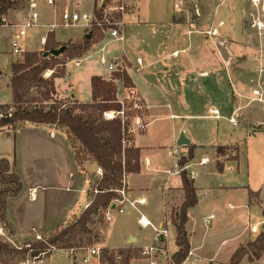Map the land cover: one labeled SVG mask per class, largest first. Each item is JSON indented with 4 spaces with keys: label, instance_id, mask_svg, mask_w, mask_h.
Listing matches in <instances>:
<instances>
[{
    "label": "crops",
    "instance_id": "0c3cea01",
    "mask_svg": "<svg viewBox=\"0 0 264 264\" xmlns=\"http://www.w3.org/2000/svg\"><path fill=\"white\" fill-rule=\"evenodd\" d=\"M10 1L12 8L4 16L7 24L0 25V54L4 53L1 42L5 41L6 54L12 58L5 85L9 101H1L4 104L0 106L12 107L8 85L11 65L18 57L12 55V38L17 39L22 54L42 52L49 32L62 45L80 42L90 31L82 24L62 26L61 14L67 10L90 14L94 0L90 12L80 10L84 0H54L52 15L42 14L41 22L38 13L37 26L29 28L38 31L28 34L26 29L22 37L18 31L29 17L28 0ZM186 1L125 0L134 9L123 18V41L106 36L79 58L78 66L66 61L63 77L53 81L54 100L91 102V78L112 77L101 58L106 62L118 60V71L125 72L129 82L126 86L121 80L114 81L116 92L121 86L136 89L146 106V128L134 132L130 141L131 147L139 150V171L125 175L122 182L127 201L135 205L124 204L122 213L115 210L120 207L111 205L110 220L99 232V247L142 250L154 245L152 229L138 225L142 217L156 229L166 230L163 245L169 257L178 250L176 230L171 224V216L183 202L178 162L186 159L192 149L184 170L193 180L198 203L187 212L191 257L182 264L194 259V264H213L227 248L225 260H229L238 248L255 238L249 228L256 225L259 231L263 225L264 83L239 67L245 63L242 51L247 49V39L241 34L248 36L249 29L255 30L251 26L255 21L264 27V9L261 13L253 5L257 0H247L249 25L246 23L243 32L235 33L223 30L226 23L221 19L217 22V14L207 11L205 0H199L195 10L178 13L174 5ZM76 27L80 30L74 34L61 32ZM214 29L215 36L207 35ZM258 33L262 35L264 30ZM181 136L188 141L187 146L177 145ZM174 148L178 150L175 158L169 154ZM1 159L9 162L10 171L22 184L19 195L6 201V219L18 239L25 240L32 232L52 233L91 204V184L99 179L95 174L99 167L92 161L81 165L75 161L64 130L28 122L18 124L14 130L1 129ZM202 160L207 162L200 163ZM139 200L144 204H137ZM255 210L261 219L249 226ZM208 216L214 218L206 225ZM157 260L168 264L159 256L151 261L134 259L130 264H158Z\"/></svg>",
    "mask_w": 264,
    "mask_h": 264
},
{
    "label": "trees",
    "instance_id": "16d2710c",
    "mask_svg": "<svg viewBox=\"0 0 264 264\" xmlns=\"http://www.w3.org/2000/svg\"><path fill=\"white\" fill-rule=\"evenodd\" d=\"M10 0H0V15L5 16L12 8ZM94 15L101 19L93 8ZM90 39L83 38L80 42L59 44L54 41V34L49 32L46 36L42 52L24 53L11 65V78L8 87L12 94V107L3 105L0 114V130L12 129L23 122L34 125L54 126L64 130L75 161L81 165L83 161H92L102 171V177L94 179L91 184V204L77 218L63 227L52 232L46 240L36 241L23 250L16 249L9 242L0 241V263L3 256L24 255L32 251L34 256L47 249V246L57 245L59 249L75 246L73 243L77 235L89 234V225L100 222L97 218L98 210L111 207V202L117 198L115 190L121 188L123 178L127 174L139 171V150L123 142H130L131 136L127 134V124L122 125L119 119L106 121L103 113L118 111L119 105L115 102L116 87L114 81L121 80L127 86L129 78L125 72L117 71L110 80L101 77H92L90 80L91 102L79 104L63 102L56 96L54 79L64 75L66 61L81 58L93 45L104 39L99 28L93 27L89 32ZM64 47V52L58 57L48 56L44 53ZM46 70H53L49 79L43 78ZM36 91L29 94L30 91ZM30 96L32 98H30ZM36 98V99H35ZM51 104L48 105L49 102ZM131 143V142H130ZM221 148L218 149V153ZM192 158V149L188 157L180 159L178 167L183 189V202L176 213L171 216V224L176 230L175 244L178 250L171 256L170 264H182L190 252L186 233L187 212L198 203L193 180L184 170L188 160ZM22 184L19 177L10 171L9 162L0 160V221L5 223L9 235H14L11 225L6 219V201L19 195ZM97 190L96 194H93ZM252 195V192H249ZM263 230L245 246L238 248L227 264H239L246 258L248 264H255L264 257V220ZM28 245V244H27ZM121 256L120 264H130L131 260L142 258L141 250L127 248L117 250ZM102 253L107 257L108 264H115L114 252L103 248Z\"/></svg>",
    "mask_w": 264,
    "mask_h": 264
},
{
    "label": "built area",
    "instance_id": "2783aa9c",
    "mask_svg": "<svg viewBox=\"0 0 264 264\" xmlns=\"http://www.w3.org/2000/svg\"><path fill=\"white\" fill-rule=\"evenodd\" d=\"M27 6L29 9V17L24 25L18 31V35L22 37L25 34V30L29 28H33L37 26L39 22V15L37 12L38 6L40 4H45L49 7L54 6V0H28ZM256 6L255 2L253 3ZM95 11L98 12L101 16V19H97L94 15V12L90 14H82L79 12H75L72 10H67L62 12L61 20L62 26L64 27H75L79 24H82L83 27L91 31L93 27L99 28L102 32L104 37L109 36L115 41H123V36L121 34V29L123 27V18L127 15L131 10L132 6L126 4L125 0H94ZM93 6V8H94ZM174 9L176 11H180L178 5H174ZM7 23L5 21L4 16L0 15V25L5 26ZM222 23L219 24V26ZM252 27H255L259 32H263L264 27L261 22L255 21L252 22ZM217 31L211 30L207 32L209 36H215ZM11 49L12 55L20 57L22 52L19 48L18 41L16 38H12L11 40ZM176 55V53H175ZM70 64L74 66L79 65V58L68 60ZM101 63L106 65L107 70L110 74H113L118 71L120 68V63L118 60H110L106 62L103 58H101ZM138 65H141L140 61H137ZM65 65H67L65 63ZM64 65V66H65ZM53 74V70H46L43 73V78L49 79ZM257 96L259 95L258 92H254ZM115 102L119 105L118 111H107L103 113V119L106 121H112L119 119L122 125L127 124V134L132 135L134 132L141 133L145 130L146 124L144 123V119L146 116V106L141 95L136 91V89L131 87H120L117 89L115 94ZM73 102H70L72 104ZM230 123L236 125L233 119H230ZM124 145H130V142H123ZM169 154L175 158L178 156L177 148L172 149L169 151ZM207 160H202L200 163H206ZM179 168V167H178ZM180 171V170H179ZM95 174L101 178L103 171L100 168H97ZM97 190H94L93 194H96ZM117 194V198L114 199L111 204H114L116 208L115 210L118 213L123 212L122 206L124 204H128L130 207H134L135 203H131L127 201L125 188L122 185L121 188L115 190ZM137 204H144V200H139L136 202ZM110 212L111 209L108 207L105 210H98L97 218H101L105 221L110 220ZM214 216H208L205 220V224L209 225L210 222L213 220ZM138 225L142 228H150L154 232V245L143 248L140 252V256L143 259L150 260L157 256L162 257L168 264L171 263V257L168 256L167 251L164 248L163 241L167 236V232L164 228L156 229L151 225L150 222L146 221L144 218L140 217L138 220ZM257 226H252L250 228V232L253 234L257 233ZM0 237L7 238L6 233L4 232L3 228L0 227ZM37 241H42L43 239L40 236H36ZM29 248V245L26 246ZM102 249L99 246H90V247H72L67 249H59L55 246H47V249L40 252L37 256L33 258V261L24 260L19 264H42L44 260L47 259V255L53 257L54 255L58 254L59 252H66L67 258L69 260V264H108L107 257L104 256L102 253ZM115 255V264H120L121 256L118 254L117 250H112ZM49 257V258H51ZM191 257L189 252L188 257L185 259L187 260ZM196 260L188 261L189 264H194ZM150 264H156L154 262H150Z\"/></svg>",
    "mask_w": 264,
    "mask_h": 264
},
{
    "label": "rangeland",
    "instance_id": "374dc122",
    "mask_svg": "<svg viewBox=\"0 0 264 264\" xmlns=\"http://www.w3.org/2000/svg\"><path fill=\"white\" fill-rule=\"evenodd\" d=\"M199 0H188L184 2L183 5L179 4L180 11H177L180 14L183 11H191L195 10L197 8ZM206 4V9L207 11L212 14L215 12L217 14V22L218 20H223L226 23V26L223 28L225 29H230L233 30L235 33H240L243 32L242 29L245 24L247 23L249 25L250 19L247 18L246 14V9H247V4L249 3L247 0H205ZM258 2L256 3V8L258 11H262L264 9V0H257ZM93 4V0H84L83 5L81 7V11L85 12H90L91 6ZM170 8L173 10V1L170 3ZM56 9V6H55ZM52 8L47 7L43 4H40L38 6L37 12L40 15V20H41V15L44 14L47 17L49 15H52ZM151 10H153V6H151ZM262 13V12H261ZM52 18V16H50ZM5 18V17H4ZM261 21L264 24V12L262 14ZM42 22V20H41ZM40 22V23H41ZM26 22H24L25 24ZM39 23V24H40ZM23 24V25H24ZM80 29L76 28H69V29H62L61 32L67 33V34H74L78 32ZM34 31H38V29H29L27 31L28 34H33ZM101 32V31H100ZM244 33V32H243ZM241 34V37L244 38V36L247 39V44L245 45L247 47L246 50L242 51V54L246 56L245 63H243L242 66L239 68L243 69L248 76L253 77L254 79H257L259 76V82L264 83V34L259 35L258 31L255 29H249L248 30V36ZM102 34V32H101ZM103 35V34H102ZM104 37V35H103ZM33 38H37L34 36ZM35 39H33L30 42V47H32L33 42H35ZM2 48L4 50L3 54H0V104H4L1 101H5L6 99V94L8 95L9 91L6 89V83L8 81V76H9V70H10V64H11V56L9 54H6V47L7 43L5 41L1 42ZM11 47V46H10ZM21 57H17V59H20ZM238 68V67H234ZM261 70L260 72H258ZM254 87H257L256 84H253ZM252 87V86H251ZM260 91V87L257 88ZM34 90L30 91V95L34 94ZM30 98H32L30 96ZM36 99V98H35ZM9 101V96L7 99ZM61 101L64 102V99H60ZM3 109L0 110V114H2ZM251 218L249 220V226L255 222H259L261 219L260 212L258 210L252 211L251 212ZM105 220L101 219V221L95 222L93 219V224L88 226V229L90 231L89 234H84V235H77L74 245L75 246H81V247H90V246H99L100 241H99V232L101 230L105 229L106 226ZM0 227L3 228L4 232L7 235V238L0 237V241L2 242H9L11 246H13L16 249H27V244L30 245L31 243L36 242V236H40L42 239H45L51 234H46V235H41L37 234L35 232H32V235L26 238L25 240H20L14 235H9L7 227L5 223L0 221ZM262 227L260 226L259 231H257L256 235L262 231ZM250 232V228H249ZM249 234L252 235L250 232ZM231 235V234H229ZM250 235V236H251ZM55 247L58 248L57 245ZM230 248V247H229ZM228 249V248H227ZM223 249L222 252L218 255L217 258H214L213 264H226L229 262V260H225V255H226V250ZM28 250V249H27ZM32 251H27L24 255H10V256H3L2 260L6 262L7 264H19L24 260H29L30 262L33 261V258L35 257ZM47 259L43 261L42 264H69V260L67 258V253L66 252H59L58 254L54 255L53 257L47 255ZM51 257V258H49ZM139 259V258H136ZM158 264H161V261L157 260ZM2 264V263H0ZM142 264H148V263H142ZM239 264H248L246 258H244ZM255 264H264V257H262L259 261H256Z\"/></svg>",
    "mask_w": 264,
    "mask_h": 264
},
{
    "label": "water",
    "instance_id": "95a60500",
    "mask_svg": "<svg viewBox=\"0 0 264 264\" xmlns=\"http://www.w3.org/2000/svg\"><path fill=\"white\" fill-rule=\"evenodd\" d=\"M90 37H91V34L89 33V34H86L84 38L88 40V39H90ZM63 52H64V47L59 48V49L54 50V51L46 52V53H44L43 56H44V58H46V57H48V56L58 57V56H60L61 54H63ZM188 144H189L188 141L185 140V139L183 138V136H181V137L179 138L178 142H177V145H178V146H187Z\"/></svg>",
    "mask_w": 264,
    "mask_h": 264
},
{
    "label": "bare ground",
    "instance_id": "6f19581e",
    "mask_svg": "<svg viewBox=\"0 0 264 264\" xmlns=\"http://www.w3.org/2000/svg\"><path fill=\"white\" fill-rule=\"evenodd\" d=\"M254 2H255V1H254ZM254 2H253V3H254Z\"/></svg>",
    "mask_w": 264,
    "mask_h": 264
}]
</instances>
